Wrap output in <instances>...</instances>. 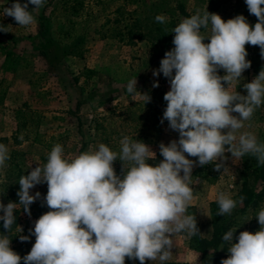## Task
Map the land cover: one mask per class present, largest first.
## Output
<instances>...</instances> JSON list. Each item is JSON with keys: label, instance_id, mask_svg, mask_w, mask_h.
<instances>
[{"label": "clouds", "instance_id": "1", "mask_svg": "<svg viewBox=\"0 0 264 264\" xmlns=\"http://www.w3.org/2000/svg\"><path fill=\"white\" fill-rule=\"evenodd\" d=\"M45 2L26 0L22 4L16 0L4 9V16L14 18L19 26H31L35 17L29 5L37 9ZM245 3L257 17L254 27L244 15L225 21L219 14L197 10L172 29L175 47L153 71L154 76L162 73L170 83L161 124L167 120L169 128L179 133L178 141L160 143L163 161L149 164L156 152L128 136L120 141L119 151L100 143L95 151L75 157L66 155L61 144L54 145L45 164L19 178V203L5 205L0 199V221L7 232L16 223L18 205L29 216L38 199L50 209L30 230L36 240L27 255L21 257L11 248L9 236L0 235V264H125L126 258L138 259L140 264L149 260L165 264L172 259L177 235L203 234L196 215L188 212L194 199L192 172L197 163L227 171L225 153H231L233 161L248 155L264 165V143L254 133L240 131L264 104V70L243 85L247 95L233 90L251 67L245 46H259L264 57V0ZM155 20L167 23L164 15ZM0 31L8 32L2 24ZM221 69L225 75L219 74ZM137 83V77L130 79L126 91L133 101L139 96L147 104L151 96L139 92ZM10 159L8 147L0 144V170ZM117 160L122 162V175L115 170ZM43 183L48 186L46 196L31 194ZM243 199L220 192L217 215H231ZM255 218L260 225L255 233L243 231L236 237L234 228L222 236L229 256L221 264H264V208ZM20 239L28 241L30 236Z\"/></svg>", "mask_w": 264, "mask_h": 264}, {"label": "rangeland", "instance_id": "2", "mask_svg": "<svg viewBox=\"0 0 264 264\" xmlns=\"http://www.w3.org/2000/svg\"><path fill=\"white\" fill-rule=\"evenodd\" d=\"M80 1L82 6L75 0H46L44 6L37 9L29 5L35 23L22 27L14 18L4 16V9L16 0H0V24L8 30L0 31V144L8 147L11 156L7 167L0 170V193L6 192L0 199L5 205L10 201L19 203V178L29 174L38 164H45L54 145L61 144L66 155L75 157L82 152L95 151L100 143H104L96 140L94 120L101 116L109 117L114 108L129 106L142 99L138 96L133 101L127 93L130 79L137 77L138 91L151 94V98L159 103L162 120L167 106L164 95L170 91V83L162 73L154 76L153 71L160 67L165 53L175 47L172 42L174 33H171L173 37L170 40H166L165 29L172 18L179 22L182 20L179 7L189 17L197 10H207L224 18L237 2ZM19 2L23 4L26 0ZM74 6H77L78 14H74ZM157 15H164L167 23L156 22ZM247 21L253 27L258 22L255 17ZM209 42L205 40V43ZM247 59L251 61V67L233 87L242 95H247L243 85L252 82L264 70V57L259 46H252ZM219 74L226 73L221 69ZM157 82L159 87H153ZM19 123L25 127L24 134H28L30 139L16 145L13 136ZM160 129L159 143L148 144L156 152V159L148 161L153 166L164 159L160 155V143L167 145L172 140H179V133L169 128L167 120ZM240 131H250L264 143V104L256 109L250 121H245V127ZM120 141L112 148L114 151H119ZM225 155L228 157L225 162L227 171L221 169L217 172L213 164L199 166L197 163L194 167V199L188 212L196 215L198 228L203 234L191 238L177 235L172 259L165 264H221L222 259L229 256L228 245L222 236L234 228L237 229L236 237L240 232H251L252 210H243V204L239 203L231 215H225L218 221L220 234L217 238L214 236L212 203L217 202L218 194L225 192L239 201L245 174L250 172L258 176L260 173L256 170L264 169V165H258L252 156L233 161L231 153ZM114 167L117 174L122 175V162L117 160ZM255 176L251 185L260 192L264 185L261 180L255 182ZM47 191L48 186L43 183L33 188L31 194L40 192L44 197ZM22 208L18 205L14 213L16 223L10 245L21 257L30 253L35 244L36 238L30 232L35 221L50 211L46 204L42 206V199L31 205V216ZM2 228L3 221H0ZM20 236H30V240L21 241ZM221 244L224 245L223 250ZM125 264H140V261L126 258ZM145 264L160 262L149 260Z\"/></svg>", "mask_w": 264, "mask_h": 264}, {"label": "trees", "instance_id": "3", "mask_svg": "<svg viewBox=\"0 0 264 264\" xmlns=\"http://www.w3.org/2000/svg\"><path fill=\"white\" fill-rule=\"evenodd\" d=\"M75 1H77V4H79L80 6L83 5L82 1ZM72 9L74 11V14L79 13V11L77 10V6H74ZM179 12L182 20L189 17V15L181 7H179ZM237 15H244L247 20L251 17H255L254 15L249 13L246 3L242 0H237L236 6L233 8L232 12L223 19L227 21L228 19L235 18ZM255 21H258L257 17H255ZM180 22L177 19L174 20L172 18L168 27L165 29L164 37L166 38V40H170L173 37L170 30L177 26ZM245 47L248 52V58L252 52V45H246ZM148 95L151 96V94ZM166 107L167 106H165V109ZM160 115L161 112L159 110V103H157V101L153 100L152 98L151 101L147 104L144 103L143 99H140L134 104H130L129 106L116 107L112 111L111 116H101L94 120L93 129L96 134V140H102L104 144L108 145L110 148H113L115 144L118 141L122 140L125 136H128L133 140L137 139L146 144H158L159 136L161 133ZM24 130L25 127L21 123H19L17 132L13 136V141L16 145H21L22 142L30 139V136L28 134H24ZM256 171L257 173H260V175L255 176L250 172H247V174H245V180L239 193V197H244L242 202L243 210H252V233H255L260 229V225L255 216L258 211L261 210V208H264V186L260 192H257V190H255V188H253L251 185V180L254 178V176L255 182L261 180L264 185V169L259 168ZM212 206L213 215L215 217L214 236L215 238H217L220 234V226H218V221L223 220V216L217 215V212L219 211V205L217 202L212 203ZM256 225H259V228H257ZM14 227L15 225L12 226V230L10 232H7V230H5L4 228L0 229V235H8L11 239V233L13 232Z\"/></svg>", "mask_w": 264, "mask_h": 264}]
</instances>
